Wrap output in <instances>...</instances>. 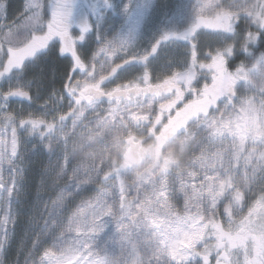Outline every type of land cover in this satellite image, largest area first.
Here are the masks:
<instances>
[{
    "label": "rangeland",
    "instance_id": "rangeland-1",
    "mask_svg": "<svg viewBox=\"0 0 264 264\" xmlns=\"http://www.w3.org/2000/svg\"><path fill=\"white\" fill-rule=\"evenodd\" d=\"M104 1L106 5H97L91 17L87 9V18L93 23L87 22V32L92 33L72 36L73 41L83 43L80 52L97 54L92 64L85 60L88 66L111 65L115 72L119 67H136L121 74L116 89L140 85L139 89L159 90L149 97L136 93L127 102L117 100V105L109 100L75 109L60 93L52 99L58 107H52L54 104L42 99V89L15 74L10 83L0 86V220L4 219L3 202L9 199L10 207L16 204L22 188L37 178L34 167L39 158L48 157L44 171L43 166L39 168L37 198L42 190L45 199L42 223L36 231L39 247L20 264H40L45 249L54 257L65 258L66 264H86L85 257L103 264H171V246L177 239L183 240L194 223L202 226L207 222L212 211L209 188L221 181L244 194L232 209L231 221L225 215L224 205L232 199L227 195L214 217L234 238L235 246L228 249L231 259L238 257L240 264L254 260L264 250V233L259 227L249 231L241 245L236 229L252 202L264 194V31L251 42L264 20V0ZM87 3L95 4V0ZM24 5L25 0H8L7 16L0 24L13 23ZM221 14L230 17L231 32L205 27ZM49 18L46 5L43 19ZM240 23L245 30L238 29ZM193 29L192 36L182 38ZM7 30L0 28V32ZM41 31L36 29L38 34ZM32 34L27 28H18L13 38L0 34V68L9 60L8 52L19 53L28 46ZM230 46L233 52L228 55ZM216 54L224 59L225 82L227 77L233 81L220 105L216 96L212 101L215 78L221 73L208 67ZM32 58L23 63H32ZM143 66L150 72L141 71ZM10 72L0 78L9 77ZM128 82L130 87L125 86ZM15 90L28 95L4 98ZM180 104L179 111L185 109L182 117L190 111L186 122L210 105L215 107V115L210 114L202 124L193 122L187 136L176 134L173 142L167 138L160 147L159 137L166 136L165 129L172 126L170 112ZM56 116L63 117L58 127L53 124L57 133L52 131L48 135L52 138L42 140L44 130L35 129L45 122L57 123ZM30 120L44 123L33 127ZM178 125L182 131L188 124ZM157 128L163 133L156 136ZM45 129L48 134L49 127ZM137 146L143 151L134 148ZM128 148H133L135 161ZM26 171L32 174L25 176ZM11 215L15 221L21 216L13 215L12 210ZM3 232L0 228V239H4ZM165 249L168 256L162 255Z\"/></svg>",
    "mask_w": 264,
    "mask_h": 264
},
{
    "label": "snow or ice",
    "instance_id": "snow-or-ice-1",
    "mask_svg": "<svg viewBox=\"0 0 264 264\" xmlns=\"http://www.w3.org/2000/svg\"><path fill=\"white\" fill-rule=\"evenodd\" d=\"M7 4L8 0H0V19H4L7 16ZM50 8V18L45 21L43 19V12L45 6ZM71 4L68 0H25V5L21 12L16 14L15 21L13 23L4 25L0 24V28L6 27L7 32H0V34H7L10 38H13V34L18 28H27L33 31L31 38L28 41V46L24 47L19 53L8 52L9 60L0 68V75H4L10 72L14 68L20 67L26 58L34 56L39 50L45 49L49 43L53 40H59L60 53L65 54L72 50L73 39L71 35L72 29V11ZM230 17L227 14H221L217 16L215 21L211 23H205V27L222 29L224 32H231L233 26L229 22ZM19 21V23H16ZM200 23H204L203 20ZM199 27V23L196 25ZM260 27L264 29V20L261 21ZM36 29H42L40 34L36 32ZM80 31L87 32L88 26H83ZM195 30H191L186 33L182 38H187L193 35ZM257 35L251 36V42L255 43ZM194 47V45H193ZM155 51V48H153ZM228 55H231L233 48L230 46L226 49ZM224 59L222 54H216L211 57V63L209 68H215L221 73L220 76L215 78L213 86L214 98L215 96L222 94L221 84H223V91H230L232 78L227 77L225 82L224 73ZM28 93L21 90L9 91L4 94V98L7 99L11 96H27ZM33 127L43 124V120H30ZM49 127H51L49 125ZM15 149V141H14ZM231 196L227 205L225 206V215L231 221V217L234 214L233 208L236 206V202H241L243 199V192L233 185H226L223 181L218 186L209 188V196L211 197V209L207 222L202 226L194 223L191 231L188 232L183 240L177 239V243L171 246L170 261L171 264H240L239 258L235 261L231 259V253L229 247L235 246L234 238L231 237L230 232H225L222 228V224L214 217L219 212L218 204L225 196ZM10 198V197H9ZM55 203V201H54ZM6 205L3 211V220H0V228L4 229L3 237L0 239V251H3L7 242V224L13 222L11 215V208L9 205V199L7 202H3ZM255 216L253 220L251 217ZM204 217H200L203 220ZM231 227V226H230ZM259 227L261 232L264 233V194L257 196L256 200L252 202V205L248 209L247 216L236 229V236L239 238L241 245L247 240V233L253 229ZM211 229V232L208 229ZM226 238L227 241H226ZM206 241H213L211 245ZM39 242V238L33 240L35 246ZM162 255L168 256L167 249L162 250ZM215 257V261H213ZM40 264H66V259L61 257H54L53 252L45 249L43 254L40 255ZM86 264H103V261L95 260L85 257ZM245 264H264V255L258 257L255 260H246Z\"/></svg>",
    "mask_w": 264,
    "mask_h": 264
},
{
    "label": "flooded vegetation",
    "instance_id": "flooded-vegetation-1",
    "mask_svg": "<svg viewBox=\"0 0 264 264\" xmlns=\"http://www.w3.org/2000/svg\"><path fill=\"white\" fill-rule=\"evenodd\" d=\"M71 2V11H72V29L74 27H80L81 25H83L87 19V9L90 12V17L93 16L97 10V5L100 6H105L107 1L104 0H95V4H87L84 0H69ZM78 2V3H77ZM77 3V4H76ZM17 6V5H16ZM103 11V10H102ZM106 11V10H104ZM100 19V18H99ZM97 19V20H99ZM96 20V21H97ZM95 21V22H96ZM71 29V31H72ZM51 42L49 43V45L46 47V50L50 47ZM81 47V44L73 41V47L72 50L68 53L65 54H61L60 53V45L58 47V51L56 50V52H51V51H47V54L51 56H57L59 58V60L61 61V63L63 65H65L66 68L65 71H63V78L62 80H59L56 83V87H57V91H55V93H53L46 101L48 103H50L51 105L54 104V106L52 105V107L56 108L58 107L54 100V96L57 93L66 95L69 98V95L74 92V99L72 100L74 103L75 108H80L81 106H86V105H95V104H99V103H103V102H108L109 100H111L113 102V104L116 103L117 100L123 101L125 100L126 102L128 100H130L132 98V96L137 95L138 94H143L141 95V97H149L151 96L150 93L156 92L157 90H159L158 87H154V88H146V87H142L141 89H139V87H137L136 89H133V87H130V83L128 82L125 86L130 87L131 90H129V88H124L121 87L119 89H116L118 86H116L117 84H115V82L120 81V79H123L121 76V74L128 72L129 70H134L136 68H127V69H123V70H118L116 68V72L114 67H109V68H102V67H97V66H93V67H89L88 63L85 61L87 59L90 60V63L92 64L94 61L91 60H96L98 59L96 56L97 54L95 53H86L83 51H79V48ZM52 48V47H50ZM49 48V49H50ZM88 60V62H89ZM141 71L145 70L140 68ZM103 73V75H99ZM143 74V73H142ZM145 74H143L144 76ZM127 81V79H124ZM121 80V81H124ZM146 80V82L148 83L149 80L145 79V77H142V81L144 82ZM193 82V81H192ZM215 83V82H214ZM112 84L115 86L113 89L108 90L107 88H109L110 86H112ZM108 90V91H107ZM118 90H121V93H118ZM134 92V93H133ZM227 91H224L220 95H216V101L217 104H223L225 99H226V94ZM122 96V97H121ZM139 97V98H141ZM52 100V101H51ZM217 105V107H218ZM183 105H179L177 107H175V109L173 111H171V115H170V119L172 121V126H168L165 129V133L166 136H161L159 138H161L160 140V147H163V145L165 143H167L168 139H171V142L175 139H173V136H175L177 134L181 135L184 134L187 136L188 134V130H189V126L196 121H199V124H202L204 121H206L207 119H209L210 114L215 115L214 111H215V107L213 105H210L208 107L207 110H204L203 112L199 113L197 118L191 119L189 120V122L185 121V118L187 117H191L190 116V111L188 113V116H183V111L185 109H182L181 112L179 111L180 107ZM205 107V106H203ZM58 109V108H57ZM173 109V108H172ZM187 111V110H186ZM185 111V112H186ZM212 112V113H211ZM80 117V116H79ZM61 117L56 116V121L59 122ZM81 118V117H80ZM197 119V120H196ZM48 120V119H46ZM185 124L187 123V128L183 129L182 131H179L180 126L178 124ZM198 123H195V125H197ZM57 125L56 123H46L45 122V126L49 127V125L51 127H49L50 132L53 131V133L57 130L55 129V125ZM161 130L159 133L156 130ZM154 131V135H159L160 133L162 134L163 131L161 128H157ZM47 131V130H46ZM176 131H178V133H176ZM158 134H157V133ZM51 137L50 136H47ZM133 145V143H132ZM135 149L140 150V152L143 151V149H141L140 146L134 147ZM129 153H131L133 155V148H128ZM133 160L135 161V157L134 155L132 156Z\"/></svg>",
    "mask_w": 264,
    "mask_h": 264
},
{
    "label": "trees",
    "instance_id": "trees-1",
    "mask_svg": "<svg viewBox=\"0 0 264 264\" xmlns=\"http://www.w3.org/2000/svg\"><path fill=\"white\" fill-rule=\"evenodd\" d=\"M238 29H244L245 26L240 23ZM48 51V50H47ZM47 51L36 54L32 58V63H23L17 70L13 71L9 77L0 78V84H5L9 82L13 75H18L20 80L30 82L37 90L42 91V99L47 100L55 91H57L56 83L62 80L66 67L61 63L57 56H51L47 54ZM49 52V51H48ZM30 160V157H26ZM39 164L34 167V172L37 178L33 182L28 183L27 187H23L22 198L16 201V204L11 206L13 215L15 212L19 213L20 218L15 221L13 217L12 223L7 224L9 236H7L8 241L6 242L3 251H0V261L1 264H20L24 262L29 255L35 252L36 246L39 247V243L35 246L33 245V240L40 234L36 233L41 226L40 215L44 211L45 199L42 196V190L40 196L37 198V191L39 189L38 182L40 179V166H43V171L48 164V157L42 156L39 158ZM32 174V171H26L25 176ZM117 179L116 177H114ZM40 232V231H39ZM29 234L26 235V234ZM42 245V243H40ZM264 255V250L261 255H256L255 259L259 256ZM254 259V260H255Z\"/></svg>",
    "mask_w": 264,
    "mask_h": 264
},
{
    "label": "clouds",
    "instance_id": "clouds-1",
    "mask_svg": "<svg viewBox=\"0 0 264 264\" xmlns=\"http://www.w3.org/2000/svg\"><path fill=\"white\" fill-rule=\"evenodd\" d=\"M261 31H264V29H262V28L260 27L259 30H258V32H257V34H256L257 37H258L257 40L259 39V35H260V32H261ZM257 40H256V41H257Z\"/></svg>",
    "mask_w": 264,
    "mask_h": 264
}]
</instances>
